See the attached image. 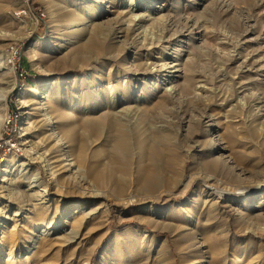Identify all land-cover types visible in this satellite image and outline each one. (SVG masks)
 Wrapping results in <instances>:
<instances>
[{
    "label": "rangeland",
    "instance_id": "rangeland-1",
    "mask_svg": "<svg viewBox=\"0 0 264 264\" xmlns=\"http://www.w3.org/2000/svg\"><path fill=\"white\" fill-rule=\"evenodd\" d=\"M108 86L126 150L84 133ZM113 262L264 264V0H0V264Z\"/></svg>",
    "mask_w": 264,
    "mask_h": 264
},
{
    "label": "bare ground",
    "instance_id": "bare-ground-1",
    "mask_svg": "<svg viewBox=\"0 0 264 264\" xmlns=\"http://www.w3.org/2000/svg\"><path fill=\"white\" fill-rule=\"evenodd\" d=\"M129 5H131V3ZM131 9L134 12L136 10H138L137 7L131 8ZM127 10L129 12L132 11V10H129V9H127ZM133 18H134V20H137V19H139V20L141 19L142 20L143 19V17H139V16L138 17L135 16ZM141 20H140V22H141ZM102 30H104V29H102ZM118 30L121 31V32L123 31L122 27L119 28ZM100 31L101 30L96 28L94 30V33H100ZM113 33H114V31H113ZM100 35L102 36V40H103L102 42H104L105 39L110 36L109 33H104L103 34L102 32L100 33ZM92 48L93 47H91L88 42H85L77 50H79L78 53H86V52L87 53H91V52L93 53L94 51H92ZM111 48L113 50L117 51V48L112 46V45H111ZM93 50H94V48H93ZM107 50L109 51V49H107ZM93 55H94V53H93ZM89 59H91V57H89ZM151 63H150L149 60H144V61L141 62V66L144 68L143 74L145 76H149V77H156L157 74L163 70V69H161L162 66H159V64H155V62H154V63H152L153 64L152 69H149V65H151ZM114 90L115 89H114L113 86H108L106 88V90L99 89L94 95L98 99L97 103L94 104V100L91 103V105H88V103H84L83 106H85L84 110H86V111L83 110V112L85 114L93 115L96 112H99L101 110H107V113H106L107 115L105 114L107 116V118L105 119L106 120V124L103 125L102 124V122H103L102 120H101L102 122H99V118L100 117H98V116H100V115L98 114L97 119L91 118V119H89L87 121L85 120L86 121V130L84 131V133L88 134V135H91V136H95V137L96 136H98V137L100 136V137H102V141L108 143L109 145H111L113 147H116L118 149H121V150H126V149H128L131 146L130 141L132 142L134 131H137L138 132L137 135H139L140 137L145 135V131L143 129H141L142 126L138 122V117L140 116V118L142 120V119L146 118V115H144V113H140L139 109L137 108V106H134V107H122L118 111H115V110L114 111L113 110L109 111L110 109H107V108H109L110 106L112 107L113 105L116 106L118 104L116 102L118 97L116 95V92H114ZM79 104H81V103L79 102ZM79 104L77 106H79ZM78 109H80V107L76 108V110H78ZM79 126L80 125L75 126L73 124V126H71L70 130L66 131V133L70 134L74 138H79V135L82 136V133H80V131H79V129H80ZM135 139H137V138H135ZM148 139L149 138H143L138 143L139 144V148L143 152H146V153H149V154L155 153L156 152V148H155V146L153 144H151V142ZM103 151L106 154L109 153L108 152V148L106 150H103ZM158 151H159V149H158ZM177 157H179V156H177ZM169 158H170V156H169ZM113 161H111V163L106 164L104 166L101 165L102 173L105 174V175L107 174L108 177H110V176L113 177L112 178L113 182L111 181L112 183H114V181H116L117 174L123 175V176H128L129 175V170H128V168L126 166H124V165L121 166L120 165L119 167H115L112 164ZM136 164H137V173H138V185L140 186V185H144V184L149 183L151 181V174L148 171L149 169L147 170V167L143 165L144 164V160L142 159V157L139 158L138 163L136 162ZM95 166H97V165H91V170L92 169L95 170ZM112 264H114V262Z\"/></svg>",
    "mask_w": 264,
    "mask_h": 264
}]
</instances>
